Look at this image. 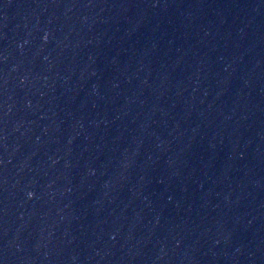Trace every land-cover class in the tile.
Wrapping results in <instances>:
<instances>
[{
    "label": "water",
    "instance_id": "obj_1",
    "mask_svg": "<svg viewBox=\"0 0 264 264\" xmlns=\"http://www.w3.org/2000/svg\"><path fill=\"white\" fill-rule=\"evenodd\" d=\"M0 264H264V0H0Z\"/></svg>",
    "mask_w": 264,
    "mask_h": 264
}]
</instances>
